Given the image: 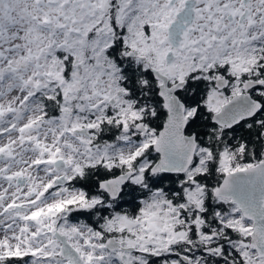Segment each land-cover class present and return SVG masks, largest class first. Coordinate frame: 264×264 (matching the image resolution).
Segmentation results:
<instances>
[{
    "label": "snow or ice",
    "instance_id": "obj_1",
    "mask_svg": "<svg viewBox=\"0 0 264 264\" xmlns=\"http://www.w3.org/2000/svg\"><path fill=\"white\" fill-rule=\"evenodd\" d=\"M0 264H264V0H0Z\"/></svg>",
    "mask_w": 264,
    "mask_h": 264
}]
</instances>
